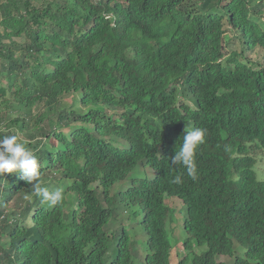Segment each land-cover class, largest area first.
Returning a JSON list of instances; mask_svg holds the SVG:
<instances>
[{
	"label": "trees",
	"instance_id": "obj_1",
	"mask_svg": "<svg viewBox=\"0 0 264 264\" xmlns=\"http://www.w3.org/2000/svg\"><path fill=\"white\" fill-rule=\"evenodd\" d=\"M0 16V135L26 140L64 194L41 204L0 176V264H172L168 195L187 206L177 264H264V65L248 56L264 50V0H0ZM69 93L86 110H58ZM187 126L206 129L195 181L171 162ZM143 159L154 176L119 194L133 231L114 227L111 187Z\"/></svg>",
	"mask_w": 264,
	"mask_h": 264
},
{
	"label": "clouds",
	"instance_id": "obj_2",
	"mask_svg": "<svg viewBox=\"0 0 264 264\" xmlns=\"http://www.w3.org/2000/svg\"><path fill=\"white\" fill-rule=\"evenodd\" d=\"M158 126L162 127V124H159ZM68 131L69 130H65V132ZM205 137L206 129L197 127L189 128V126H187L185 128L184 134L182 135V143H180L179 147L176 148L175 155L171 157L172 164L174 166H182L183 169L186 170L187 176L190 177L193 181L198 179L199 174L196 159L197 149L200 145L204 144ZM26 145L27 141L22 140L18 133L0 135V176H3V174L5 173L19 174L24 181L28 182L31 185L32 195L38 198L41 204L47 203L49 205L54 206L63 200V191L59 188L55 190H50L48 187L43 185V181L41 180V166L39 160L35 156V154L28 147H26ZM258 152H256L255 154L258 160L255 166L257 168L256 171L260 174L264 170V166L261 168V160L257 155ZM146 163L148 162L146 161ZM128 177L122 180H126ZM118 181L121 180H117L116 182ZM174 182L177 184L182 183V177L176 176L174 178ZM122 183H125V185L120 187L118 192L113 193L111 187V195H113L116 200H121L119 194L122 190L126 189L127 185L130 183V180L128 182ZM175 197L176 196L168 195L166 198L167 204H169V199H175ZM183 250L184 247L181 250H176L175 255L178 256V253ZM171 257H173V250Z\"/></svg>",
	"mask_w": 264,
	"mask_h": 264
},
{
	"label": "rangeland",
	"instance_id": "obj_3",
	"mask_svg": "<svg viewBox=\"0 0 264 264\" xmlns=\"http://www.w3.org/2000/svg\"><path fill=\"white\" fill-rule=\"evenodd\" d=\"M39 1H41V0H39ZM0 18H1V16H0ZM233 37H234L233 36V30L228 31L227 40L230 41V40L234 39ZM238 44H239V39H238V35H237V40H235L234 43L230 44V48L232 47V49H236L239 46ZM248 56L250 57V59L258 60V61H260V63H262L264 65V50H262L261 48H257V49L252 50L251 53ZM74 95H77V93H69V94L63 96L62 99H61V104H60V107L58 108V110H61L63 107L66 110H70L71 108L82 110V111L86 110L85 107L80 105V103H77V102L74 101L75 100V96ZM45 107L46 106H43V108H45ZM33 110H34L33 114H36V116H38L39 115L38 111L40 110V108H37L35 106L33 108ZM46 110L50 111L51 113H53L52 111L55 110V109L53 108V109L49 110L46 107ZM44 112L45 111L43 109V113ZM57 117H58V114L56 113L54 118L57 119ZM52 120H54V119H52ZM33 121H34V119L32 120V122ZM76 124H80V123H76ZM41 125L46 130H51L53 128V126L49 124V120H47V119H45L41 123ZM62 129L69 130V127L66 126V125H62ZM121 140L122 139H120V141ZM257 155H258V157L261 160V168H262L264 166V150L259 151L257 153ZM144 161L146 162V160L143 159V160H141L138 163V165L134 168V170L130 173L129 177L126 180H121V181L116 182L112 186V192L113 193L118 192L119 188L125 185V183H122V182H128L132 178V176H134V175H142V176H146V177H153L154 174H155V170L153 169V167L149 163L144 164L143 163ZM255 168H256V166H255ZM256 170H257V168H256ZM257 174H258V178L259 179H264V170L260 174L257 172ZM68 182L70 183V181H68ZM119 184H121V185H119ZM119 197H120V195H119ZM17 198H19V196H17ZM17 198L14 201L10 202V205L13 208H14L15 203L17 204ZM69 199H70V204H69L67 209L72 210L73 208L78 206V197H77V195L75 193H69ZM168 203L171 204L172 206H174L175 209H176V213L174 214L175 215V218H174L175 223H173V227L170 228V232L172 230L171 234L173 233V236H172L173 240L172 241H173V244H174L173 249H172L173 250L172 263L173 264H177V257L178 256L175 255V252H176V250L178 251V250H181L183 248L182 240L187 236V232H186V229L184 227V218H185V216L187 214V206L178 197H175V199L174 198L169 199ZM124 204L126 205L127 202H125L123 199H121L120 201H116L115 204H114V209H115V211L117 210V215H116L117 222L114 224V227H120L121 224H128L129 225L128 228H130L133 231V228H132L133 223H132V221L129 218H127L126 216L123 217L121 215V213L125 211L123 209ZM28 221H30V218L28 219ZM110 228H111V230H113V225L112 224H111ZM121 229L122 228L116 230L115 233H116L117 236L119 235ZM144 232L145 231H140L139 230L136 233V236L140 240H144L145 237H146ZM2 243L3 244H8L9 243V239L8 238L3 239ZM112 249H114V245H112ZM144 250H145V248H144L143 243H142V245H140L138 247V253H140V255H142L144 253ZM112 252H113V250H111V253ZM145 253L143 254V257L141 259L137 260V264H144L143 262H144ZM109 258H110V256H109ZM233 259L234 258H232L230 256H225V255L220 257V260H223V261H225V262H227L229 264L232 263Z\"/></svg>",
	"mask_w": 264,
	"mask_h": 264
}]
</instances>
